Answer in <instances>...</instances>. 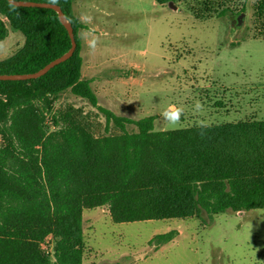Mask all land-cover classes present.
Here are the masks:
<instances>
[{
  "label": "trees",
  "instance_id": "trees-1",
  "mask_svg": "<svg viewBox=\"0 0 264 264\" xmlns=\"http://www.w3.org/2000/svg\"><path fill=\"white\" fill-rule=\"evenodd\" d=\"M18 1L60 6L77 47L39 78L0 81V264H83L85 210L104 208L114 223L264 210V119L156 130L154 115L119 116L99 105L92 81L83 78L79 33L86 25L74 1ZM231 1L190 0L198 19L234 13ZM0 16V42L8 27L25 38L0 60V75L35 73L72 47L52 9L0 0ZM254 31L264 39V0L255 4ZM66 92L105 117L104 135L79 109L56 108ZM177 234H159L150 244L159 248Z\"/></svg>",
  "mask_w": 264,
  "mask_h": 264
},
{
  "label": "rangeland",
  "instance_id": "rangeland-1",
  "mask_svg": "<svg viewBox=\"0 0 264 264\" xmlns=\"http://www.w3.org/2000/svg\"><path fill=\"white\" fill-rule=\"evenodd\" d=\"M73 1L86 25L79 33L82 75L92 81L100 106L135 120L154 115L156 130L264 119V39L254 36L257 0H232L234 13L208 19L195 17L190 0ZM8 29L0 60L25 41ZM170 105L183 109L175 127L161 116ZM66 106L79 109L93 132L104 135L105 117L90 103L66 92L56 108ZM83 215V264H264L263 209L131 223H114L104 208ZM170 231L178 234L169 243L150 244Z\"/></svg>",
  "mask_w": 264,
  "mask_h": 264
},
{
  "label": "water",
  "instance_id": "water-1",
  "mask_svg": "<svg viewBox=\"0 0 264 264\" xmlns=\"http://www.w3.org/2000/svg\"><path fill=\"white\" fill-rule=\"evenodd\" d=\"M8 2L14 6L17 7H39V8H47L52 9L57 12L59 20L61 23L65 26V28L68 31V34L71 38L72 47L68 52H66L61 57L53 60L49 64H47L45 67H43L41 70L35 72V73H29V74H2L0 75V81H24V80H30V79H36L43 75H45L47 72H49L52 68L55 66L65 62L68 60L75 52L77 43L75 39V34L72 25L68 22L63 10L60 6L56 4L51 3H45V2H33V1H18V0H8ZM243 15H241L238 20L241 21V18Z\"/></svg>",
  "mask_w": 264,
  "mask_h": 264
},
{
  "label": "clouds",
  "instance_id": "clouds-1",
  "mask_svg": "<svg viewBox=\"0 0 264 264\" xmlns=\"http://www.w3.org/2000/svg\"><path fill=\"white\" fill-rule=\"evenodd\" d=\"M90 47H94V42L90 45ZM196 109H201V105L199 102L196 103ZM182 113V108H178L175 105H170L161 113V116L167 122L168 126L175 127L180 123V117Z\"/></svg>",
  "mask_w": 264,
  "mask_h": 264
},
{
  "label": "built area",
  "instance_id": "built-area-1",
  "mask_svg": "<svg viewBox=\"0 0 264 264\" xmlns=\"http://www.w3.org/2000/svg\"><path fill=\"white\" fill-rule=\"evenodd\" d=\"M51 250H52V248L51 247H49L48 249H47V252H51Z\"/></svg>",
  "mask_w": 264,
  "mask_h": 264
},
{
  "label": "crops",
  "instance_id": "crops-1",
  "mask_svg": "<svg viewBox=\"0 0 264 264\" xmlns=\"http://www.w3.org/2000/svg\"><path fill=\"white\" fill-rule=\"evenodd\" d=\"M217 123H220V122H217Z\"/></svg>",
  "mask_w": 264,
  "mask_h": 264
}]
</instances>
